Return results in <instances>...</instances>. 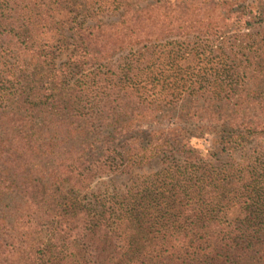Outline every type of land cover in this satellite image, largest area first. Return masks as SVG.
Wrapping results in <instances>:
<instances>
[{"label": "trees", "instance_id": "16d2710c", "mask_svg": "<svg viewBox=\"0 0 264 264\" xmlns=\"http://www.w3.org/2000/svg\"><path fill=\"white\" fill-rule=\"evenodd\" d=\"M243 1L0 0V264H264Z\"/></svg>", "mask_w": 264, "mask_h": 264}, {"label": "rangeland", "instance_id": "374dc122", "mask_svg": "<svg viewBox=\"0 0 264 264\" xmlns=\"http://www.w3.org/2000/svg\"><path fill=\"white\" fill-rule=\"evenodd\" d=\"M263 1V0H261ZM260 0H246L245 2L243 1L242 7L240 8L242 11V14H244L245 12H249L250 10H254V17L253 19L250 20V24L249 26L251 27L252 31H256L259 30L260 28H264V17H261V15H259L257 13V6L260 4H263V2H261ZM246 20H248V17H246ZM232 32V30H231ZM203 139L198 140L197 138H194V142H196L195 144L200 148V149H210V142H209V137H202ZM223 157H226L227 154H222ZM159 165L157 163L153 164L152 168L148 169V170H153L155 171V169L158 167ZM124 178H118L117 176H107V177H103L101 179H97L95 180L90 187L91 189H95L96 186L102 187V188H106L105 186L110 185V187L114 186L113 184H121L123 183ZM125 181V180H124Z\"/></svg>", "mask_w": 264, "mask_h": 264}]
</instances>
